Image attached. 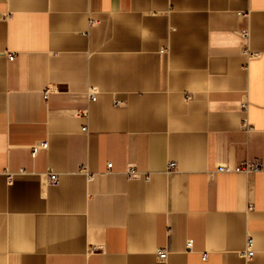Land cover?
Segmentation results:
<instances>
[{"label":"crops","instance_id":"1","mask_svg":"<svg viewBox=\"0 0 264 264\" xmlns=\"http://www.w3.org/2000/svg\"><path fill=\"white\" fill-rule=\"evenodd\" d=\"M0 264H264V0H0Z\"/></svg>","mask_w":264,"mask_h":264},{"label":"built area","instance_id":"2","mask_svg":"<svg viewBox=\"0 0 264 264\" xmlns=\"http://www.w3.org/2000/svg\"><path fill=\"white\" fill-rule=\"evenodd\" d=\"M241 16H245V14H240ZM242 36L244 38H249L250 32L249 30H244L241 32ZM14 56H10V60H13ZM96 94V90L93 89L92 90V94L91 95H95ZM92 100L96 101V98L92 96ZM43 148H47L48 144L44 143L42 144ZM112 164H109V169L112 168ZM176 168V164L175 163H171L170 164V169L174 170ZM262 168V164L259 161H254V162H248L246 164H244L241 168H238L237 171H244V172H253V171H259ZM221 172H230L231 170L229 168H220ZM127 175L131 178L133 177H137L139 175V172L137 171L136 168H134L133 166H130L127 170ZM9 183L12 182V178L9 176L8 178ZM58 181V177L56 175H52L51 176V182H53V184H56ZM192 246V242H189V247ZM168 252L165 249H160L158 250V257L160 260H165L167 258ZM255 256V251H254V242L253 240H248V244H247V249L246 251L242 254V257L250 260Z\"/></svg>","mask_w":264,"mask_h":264}]
</instances>
